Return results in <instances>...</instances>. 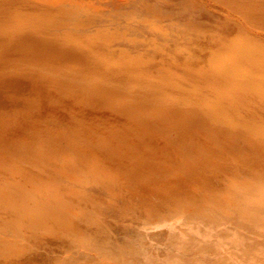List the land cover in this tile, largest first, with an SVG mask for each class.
Returning a JSON list of instances; mask_svg holds the SVG:
<instances>
[{
	"label": "bare ground",
	"instance_id": "1",
	"mask_svg": "<svg viewBox=\"0 0 264 264\" xmlns=\"http://www.w3.org/2000/svg\"><path fill=\"white\" fill-rule=\"evenodd\" d=\"M91 1L0 0V264H264V38ZM221 1L264 29V0Z\"/></svg>",
	"mask_w": 264,
	"mask_h": 264
},
{
	"label": "rangeland",
	"instance_id": "2",
	"mask_svg": "<svg viewBox=\"0 0 264 264\" xmlns=\"http://www.w3.org/2000/svg\"><path fill=\"white\" fill-rule=\"evenodd\" d=\"M91 1V0H90ZM95 1V2H94ZM101 1H102V3H101ZM101 1H99L98 2V0H92L91 2H93V3H95L94 4V6L96 7V10H98V13L99 14H101L102 12H105V10H108V8H112L111 6L109 7V4H108V2L106 1V0H101ZM166 1V0H165ZM165 1H161L160 2V5H161V7H162V9H163V11L166 13H168V15L166 16V18L165 19H171V17H172V19H173V17H174V15L176 16H178L180 13V11H177L178 9L177 8H175V7H179L180 6V4H179V1H182V0H167L166 2ZM185 1H193V2H195V3H199V2H202V4L203 5H205L206 7H208L213 13H216V14H218V15H220L221 17H223V19H233V20H235L237 23H240L241 25H243L244 27H245V29L248 31V32H251L252 34L254 33V34H257V35H259V36H261V37H263L264 38V29L263 28H258V29H255L253 26H251V25H249L248 23H247V20H246V18L242 15V14H238V13H236L235 11H233L230 7H229V5L226 3V2H224V1H221V0H185ZM97 2V3H96ZM107 2V3H106ZM98 3H99V5H98ZM97 4V5H96ZM93 5V4H92ZM169 5V6H168ZM102 10H101V9ZM175 9V10H174ZM100 10V11H99ZM168 10V11H167ZM118 11L119 10H112L111 11V14L112 15H117V13H118ZM176 13V14H175ZM173 14V15H172ZM182 14V13H181ZM185 15V12L182 14V16H184ZM170 18H169V17ZM110 19V18H109ZM112 19V18H111ZM216 19V18H215ZM214 18H210V19H208L207 18V20H209V21H207V20H205V21H203V26H204V31H203V35H202V32L200 33V36H201V38H200V41L202 40L203 42H211L212 44H217V43H219L220 42V39L219 38H223V34H221L220 35V31H219V26L217 25V23L214 21L215 20ZM206 22V23H205ZM209 22V23H208ZM212 23V24H211ZM207 24L208 25H210V26H207ZM194 25H197V23H195ZM212 26H214V27H212ZM209 27L211 28V29H209ZM215 28V29H214ZM217 28V29H216ZM218 32V33H217ZM206 33V34H205ZM214 33V34H213ZM212 36V37H211ZM214 36H216V37H214ZM210 38V39H209ZM213 38V39H212ZM212 39V40H211ZM219 39V40H218ZM201 41V42H202ZM184 49V48H183ZM182 49V50H183ZM116 50V49H115ZM175 50V49H174ZM116 52H117V50H116ZM10 105V104H9ZM8 105V107H10ZM7 107V108H8ZM9 109V108H8ZM196 205H198V204H196ZM197 209H203V208H197ZM163 229H165L166 230V228H163ZM154 229L153 228H150L149 229V231L147 230L146 232H145V236H144V238L142 239V246H143V252H144V254L145 255H148V254H151V253H157L156 255H159V253H161L162 251H164V249H165V247H164V244H162V246H160V241L162 240L160 237L158 238L157 236H155L153 233H155V230L153 231ZM149 232V233H148ZM152 232V233H151ZM147 233V234H146ZM151 234V235H150ZM149 236V237H148ZM152 239V241H150ZM160 240V241H159ZM154 241V242H153ZM159 242V244H158V242ZM146 243V245H148V247L146 246V245H144L145 243ZM156 242V243H155ZM162 243H164V241H161ZM32 246H35V247H37L34 243H32V242H29ZM148 243V244H147ZM155 243V244H154ZM127 245V247H130V245L129 244H126ZM145 246H146V248H145ZM155 246V247H154ZM40 247V246H39ZM163 249H162V248ZM80 248V250L81 251H85L87 254H89L88 255V258H87V261L88 260H90V259H92V257H93V255L95 254L94 253V250L90 247V245H82V246H80L79 247ZM90 252H89V251ZM150 250V251H149ZM154 250H155V252H154ZM162 250V251H161ZM152 251V252H151ZM163 253V252H162ZM129 256H130V259H129V261L128 262H122V260H118L117 261V259H116V261H117V264L118 263H120V264H140V263H138V261H137V259H136V257H131V255L129 254ZM98 258H101L102 260H103V258L104 259H106V261H110L111 263H116V262H114L115 261V259H110L109 260V258L108 257H106V256H97ZM133 258H135L136 259V263H133V262H135V259H133ZM126 259V258H125ZM114 260V261H113ZM134 260V261H133ZM120 261V262H119Z\"/></svg>",
	"mask_w": 264,
	"mask_h": 264
}]
</instances>
